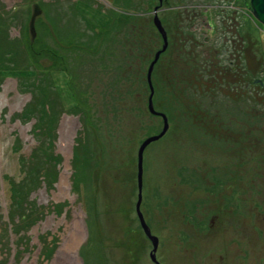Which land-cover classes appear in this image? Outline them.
<instances>
[{
    "label": "rangeland",
    "instance_id": "obj_1",
    "mask_svg": "<svg viewBox=\"0 0 264 264\" xmlns=\"http://www.w3.org/2000/svg\"><path fill=\"white\" fill-rule=\"evenodd\" d=\"M114 1L0 0V11L11 23H8L7 38L9 45L4 42L0 48V58L6 62L0 63H3L5 68L15 69L18 67L25 72H29L28 68H31L32 56L26 50V45L30 42L26 43V40L29 38V22L35 4H38L41 9L40 14L34 20L36 34L38 31L40 36L44 37L47 31L50 32L49 34L54 32L58 41L63 42L64 45L76 42L74 46H82V48H76L78 50L76 55L78 57H90L88 60L93 65L96 63V58H103V69L97 65L98 72L93 73L88 67L89 72L86 70L88 77L78 82L84 90L82 100L90 106L91 112L88 121L91 120L93 126L99 127L90 128L93 152L91 159L94 163L90 166L93 169L92 172L86 171V176L82 178L84 179L82 182L84 186L80 201L77 200V196L72 190L71 160L74 147L78 145L79 132L83 127L81 120L83 116L80 117L71 111L75 101L68 92L66 73L57 70L50 71L51 82L58 96V104L55 103L52 106L53 109L51 110L54 114L51 117L47 115V120L51 118V121L56 122L57 129H55L54 134L48 132L43 142L44 147L48 150V146L53 140L52 149L46 157L52 161L53 155L59 158L58 178L52 188L48 189L42 183L29 193V206L35 207L38 212L37 223L26 233L29 241L26 242L25 249L21 253H17L15 245V241L19 242L17 236L10 231L4 233V229L7 230L6 226H8L7 208L10 204V195L7 181L3 178L7 176L11 179L12 177L16 179L14 180L16 183L19 180L22 181L24 174L20 172L19 157L24 155V160L31 158L32 149L37 144L33 135L34 126L37 121H40L42 115L33 111L28 117H19V114L31 100V93L23 91L22 84L24 82L21 78L18 79L13 74H0L4 76L3 79L0 78V232L3 234V237H0V264H61L62 254L66 251L67 244L75 245L70 253L73 257L71 264H152L148 256L151 244L139 228L135 212L138 192L137 153L141 142L160 131L163 123L162 120L158 119L159 116L151 115L147 111V95L144 89H142V96L139 95L127 104L122 101L120 117L112 119L114 114H109L108 103H106L109 98L107 94L106 98L103 92L107 82L106 72L108 71H105L104 67L111 66L110 60L115 62L118 59L120 53L114 47L119 40L121 41L120 46L124 43V30L122 29L118 33L114 31L110 35L102 37L101 42H99L95 41L94 34L89 30L92 24L85 22V20H92L100 27L106 26L110 21L109 9H118V7L113 6ZM154 4V0H150L149 3L143 2V0H135V6L138 5L140 8L137 14L142 16V19L137 23V29L144 38L145 34L146 36L149 34L146 33L143 26L148 28L151 38H153L156 30L154 25L152 27L153 15L151 11ZM72 6H75L76 9H72ZM166 7L167 4L164 3L162 8L166 9ZM118 10L122 11L123 9L119 8ZM183 14V11H176V9L172 11L163 10L159 13V17H165L163 22L167 29L174 24L173 22L177 20V17L183 18ZM229 21L231 20L227 22ZM198 23L200 24V21ZM233 23L235 22L233 21ZM253 24L255 25L254 28H257V22ZM54 27L57 28V31H54ZM26 29L28 33H25ZM72 30L73 32H71ZM59 34L66 36L59 37ZM71 34L79 35V39L77 41L68 40L71 39ZM85 34L90 36L91 48L83 45L87 44ZM221 34L222 30L219 27L216 33L208 34L210 39L204 45L195 43V46L193 44L189 46L190 51L197 53V58L208 57L212 63L219 61L215 57L221 60L225 58L229 64V67L223 69L221 73L224 77L212 72L206 81L207 86L204 87H211L210 90H213L210 94L207 92L204 99L200 96V90L196 92L193 85L197 81L191 77L192 74L187 73L188 67L183 68L187 73V78L183 84L173 78V69L176 68L175 64H177L178 57L177 48L174 49L177 55L174 56L171 49L170 53L162 58V62L155 71V76H153L155 89L153 106L154 109L167 116L169 128L160 139L151 142L143 152L141 175L143 185L140 211L144 221L146 217L148 219L149 215H152L148 207L155 204L150 196L152 193L150 190L151 174L175 165L177 151L182 150L181 143L185 138V127L190 123H198V119H203V112H206L205 117H210L209 108H211L212 103L216 106L218 117L226 119V122H228L227 119L235 118L238 124L235 132L236 138L233 136L232 142L228 139L229 143L222 142V145H217L219 149L212 148L213 154H218L219 150L232 146L230 154L233 156L244 154L246 151H252L255 158L260 153L264 155V95L255 94L254 86L252 87V84L249 83L252 78L264 81L263 39L258 32L255 33L253 30L251 33L253 41L251 40L252 37L250 39L252 51L245 50L244 57H241L238 49L244 44L246 45L245 34H241L240 37L236 35L234 30L231 32V36L227 34L230 49L226 48L225 37H221ZM255 36H258L256 45ZM53 38H43V44L40 46H49L59 55L63 54L59 50L60 44L55 42ZM216 38H220V40L214 42ZM24 44L26 45L24 46ZM257 44L260 47L259 51L256 48ZM94 46H98L101 50L95 51ZM141 47L142 52L139 56L145 57V59L151 57L152 51L145 52L148 47L143 45ZM8 48L14 53L17 52L16 57H12L14 53H10L11 57H6ZM216 49L219 52H216ZM90 50L95 51V53L92 54ZM113 53L115 57H113ZM68 54L73 53L69 52ZM231 56L237 66L233 65L232 60L227 58ZM235 57L239 59L236 60ZM44 60L46 59L43 58L42 64H48ZM223 61L225 64V60ZM165 63H170V66L165 67ZM197 65L198 70H201V63L199 62ZM146 68V64H144L143 69ZM124 69L123 67V70L119 72L121 78H124ZM165 78H170V83L173 86L166 85L163 82ZM218 78L223 79L218 81ZM212 82H222V85L214 86L211 84ZM250 84L254 93L252 101L246 96ZM39 87L44 88L40 84ZM198 87L200 86L198 85ZM123 88L124 84H121L120 89ZM181 91L183 93H180ZM121 95L124 94L121 93ZM49 96L54 98L53 90H49ZM170 96L174 98L176 96L178 101H173L169 98ZM202 102H204L205 109H201ZM45 104H47L46 101ZM104 109L106 114H104ZM92 112L95 119H91ZM249 120L254 121L253 131L250 133L246 126V122ZM44 124L47 126L46 123ZM111 124H115V127L112 125L110 129L109 125ZM46 126L45 130L47 129ZM196 127L197 129L200 128ZM221 132L223 135L225 134L224 131ZM80 143L82 144V141ZM53 149L54 151H52ZM185 151L189 152L190 149L186 146ZM178 156L180 157V154ZM254 165L264 169V162L254 163ZM254 181L264 182V174H255ZM155 182L159 183L158 180ZM14 187L16 188L17 185ZM253 204L257 206L255 207L257 209L264 208L262 206L264 201L260 197H255ZM241 210L242 213H245L247 207L241 208ZM156 219L154 213L151 221L156 222ZM90 220L92 222L91 227H89ZM90 229H93L94 240L100 245L99 251L94 253L91 252L92 245L82 251L80 250L87 242L88 230ZM155 229L153 231L159 230L162 231L161 233L166 230L160 227H155ZM22 233L21 235H23ZM53 238L56 239V248L50 256L45 258L42 247L46 242H51ZM262 260L261 258L257 263L262 264Z\"/></svg>",
    "mask_w": 264,
    "mask_h": 264
},
{
    "label": "flooded vegetation",
    "instance_id": "obj_2",
    "mask_svg": "<svg viewBox=\"0 0 264 264\" xmlns=\"http://www.w3.org/2000/svg\"><path fill=\"white\" fill-rule=\"evenodd\" d=\"M154 2L152 15L155 8L158 17L163 10L183 9L187 25L192 31H198L204 39L209 41L208 34L216 33L219 27L222 30L221 37L225 39L234 30L236 35L241 37V34H245L247 38L246 45L238 49L240 56L244 57L245 50L252 51L253 17L250 0ZM164 3L167 4L166 9L162 8ZM249 88L246 96L252 101L251 84ZM210 89L204 86L198 89L202 99L213 90ZM210 107V117H205L206 112H203V119L185 127L182 150L177 151L175 165L151 174L150 196L155 204L148 209L152 215L155 213L157 223L151 221L152 215H149L150 220L146 217L145 222L150 233L157 238L156 261H152V264H258L261 258L264 264V208L257 209L253 204L255 197L264 201V182L254 181L255 174H264L261 166L254 165L264 162V155L260 153L256 159L252 151H246L233 156L230 154L232 146L213 154L212 148L219 149L217 145L229 143L228 139L233 141L238 124L235 118L227 119L226 122V119L218 117L213 103ZM202 108L205 109L204 102ZM246 126L250 133L254 121H247ZM186 146L189 152L185 151ZM253 165L258 172L254 171ZM157 180L159 183L155 182ZM244 207L247 210L242 213L241 208ZM138 224L140 226L139 221ZM155 227L166 230L163 233L153 231ZM139 228L142 230L141 226ZM148 241L151 249L152 243Z\"/></svg>",
    "mask_w": 264,
    "mask_h": 264
},
{
    "label": "trees",
    "instance_id": "obj_3",
    "mask_svg": "<svg viewBox=\"0 0 264 264\" xmlns=\"http://www.w3.org/2000/svg\"><path fill=\"white\" fill-rule=\"evenodd\" d=\"M88 2L90 4V1ZM143 2L149 3L150 0H143ZM113 6L118 7V9L122 8L123 9L122 11L124 12L118 10L117 8H116L117 10L115 8L109 9L108 14L110 16V21L106 26L100 27L92 20H87V21L85 20L86 23L92 24V26L90 25L89 30L94 34L95 41L101 42L102 37L104 36L106 37L107 35H110L114 31L118 33V31H121L122 29L124 30V37H125L124 43L120 46L121 41L119 40L116 46L114 47L117 52L119 50L120 55L118 59L115 60V62H112L110 60L111 66L104 67V70L105 71L108 70V71L106 72L107 82L105 84V90L103 92L105 94L104 96L106 97L107 94L109 98L108 102L106 103H108L107 108L109 109V114L111 113L114 114V117L112 119L120 117V111L122 108L121 102L123 101L124 104H127L129 101L131 102L133 99H136L139 95L142 96V92H143L142 89H144L147 95L146 96V108H147V97L149 95V89L146 80L147 68L144 70L143 66L144 64H146V67H148L150 61L154 57V54L162 47L163 44L161 35L159 34L156 28L153 38H151L150 33L147 30L148 28L146 26H143V29L149 35L146 36L145 34V38H144L138 33L137 23L142 19V16L141 14H137L140 8L138 5L135 6V0H115ZM72 9H76V7L72 6ZM176 11L184 12L183 9H176ZM228 16L232 17L231 13H228ZM8 23L11 24L9 19L5 17L4 14L1 13L0 11V48H2L4 42H6L9 45V41H8L9 39L7 38L9 31ZM173 23L174 24H172V26L170 28L168 27L167 29L166 26H164V22L162 23L168 35L167 36L168 45L166 50L160 54L159 59L154 66V69L151 74L152 85L154 86L153 76H155V71L162 62L161 61L162 58L165 57L168 53H170L171 49L174 56H176L177 54H175V50H174L176 48L178 50V57H177V64H175L176 68L173 69V74H174L173 78L178 80L181 84L185 82V79L187 78V73L190 75L192 74L191 77H193L197 81V83L193 86L196 92H198L199 88L203 86H207L206 81L212 75V72L219 74L221 77H224V75L221 73L223 69L229 67L227 59L225 58L223 59L226 62L225 64H223L224 61L219 59L218 57H215L216 59L219 60L218 62H214L212 60L214 63H212L208 57H202V59L197 58V53L196 52L193 53V51H190L189 46L191 44L195 46V43L204 45L205 43L208 42V40L204 39L201 35H199L198 31L191 30V28L187 25V20L184 14H183V18L177 17V20L174 21ZM153 25L154 24H152V27ZM55 30L57 31L56 27H54V31ZM73 30L71 32H73ZM253 30L255 33L257 32V29L254 28V26H253ZM25 33H28L27 29L25 30ZM49 33L50 32L47 31L46 36L42 37L40 36V33H38L37 31V34L33 39V41L32 40L30 41V39L26 40V43L28 42L30 43L27 45L24 44V46L26 45L27 53L29 52L30 56H32L31 58L33 61L31 68H28L29 72L22 71L18 69V67H15V69H8L5 68V66H3L4 65L3 63H0V74L2 75L13 74L16 75L18 79L21 78L24 82L22 84L23 91L31 93V100L26 105L25 109L21 112V114H19V117L22 118L28 117V115H30L33 111H36V114L39 113V115H42L40 121H37V124L34 126L33 135L35 137V140L37 141V144L32 149V152L30 154L31 158H29V160H24L25 159V157H23L24 155H20L19 157L20 172L24 174L22 181L19 180L17 181L18 183H16L14 182V180L16 179L12 177L11 179L7 176L3 178V180L5 179L7 181L9 187V195H10L9 196L10 204L9 205L7 204L8 226H6V228L7 231H10V233L17 236V240L19 241L17 242V244H19V246L23 250L25 249L24 247L26 245V242L29 241L26 233L34 224L37 223L36 218L38 215L36 208L35 207L32 208L31 206H29L30 203V201L28 200L29 193L30 191H32L42 183H44L48 189L52 188L58 178L57 166L59 164L58 163L59 158L53 155V161H52L46 157L48 156L50 150L52 149L53 140H51L52 143L49 144L48 150H46V147H44V142H43L48 132H50V134L55 133V129L57 126L56 122L51 121V118L47 120V115H50L51 117V115L54 114L52 113L51 110L53 109L52 106H54L55 103L58 104V96L54 91V87L51 82V72H50L51 70L64 71L66 73L68 92L71 94V96L75 101L74 108H72L71 111L75 112L80 117L83 116L81 117V120L83 122V127L82 130L79 132L78 135L79 138L77 141L78 145L74 147L73 157L71 160V165L73 170L71 176L72 190L73 193L77 196L78 201H80V195L81 193H83L82 190L84 184H82V182L84 179L82 178L86 176L87 172L91 173L93 170L92 168H90V166L94 163V161L91 159L93 152H92V146L90 140L91 139L90 128L91 127L99 128L98 126H93L91 120L88 121L91 112L90 106H88L82 100V95L84 90L82 89V87L79 86L78 82L81 79L88 77L86 74V70L88 71V67L90 72L97 73L98 72L97 69L102 68L103 58L102 57L96 58L95 59L96 63L95 65H93L92 62L88 60L90 59V57H78L76 55L78 52L76 48H82V46H74L76 42H74L73 44L68 43L64 45L63 42L58 41V39L54 35V32L52 34ZM71 35H72L71 39L68 40L77 41L79 39V35L77 34H71ZM58 36L65 37L66 35L59 34ZM84 36L87 37L86 42L89 46L87 44H83V45L91 48L90 47L91 39L89 34H85ZM45 37H50V38L54 37L53 40L55 42L57 41L58 44H60L59 50L63 54L59 55L53 49L49 48V46H40L43 44V38ZM256 38L255 40L257 42H255V45L256 43H258V36ZM217 40H220V38ZM252 41H253V36H252ZM214 42H216V40ZM142 45L144 47H148L147 50H145V52L152 51L151 57L145 59V57L139 56L142 52V47H141ZM225 46L227 49H230L229 39L227 38L225 39ZM94 48L95 51L97 49L98 51L101 50L98 46H94ZM256 48L259 51L260 47L258 46V44ZM7 50L8 51L6 53V57H11V54L14 52L9 50V48ZM90 51L92 54L95 53V51L92 50ZM69 52H72L73 54H68ZM216 52H219V50L216 49ZM16 55L17 52H15L12 57H16ZM113 57H115L114 53H113ZM43 58L46 59L44 61H46L48 64L45 65L42 64ZM227 58L230 61L232 60V57H227ZM235 59L238 60L239 58L235 57ZM0 62H4V61L0 58ZM199 62L201 63V70H198L199 67L197 63ZM232 64L237 66V64H234L233 60H232ZM97 65L99 68L97 67ZM168 66H170V63H165V67ZM123 67L125 68L124 69L125 75L124 78H121L119 76V72L123 70ZM185 67H188L187 73L183 69ZM2 75H0L1 79L4 78V76ZM219 79L221 80L223 78H218V81ZM163 82H165L166 85H170V87L173 86L170 83V78L168 79L165 78ZM39 84L44 88H40ZM121 84H124V88L122 90L120 89ZM211 84H213L214 86L217 85L221 86L222 82H216V83L212 82ZM251 84L252 87L254 86V89L256 91L255 94L264 95V81L257 80V82H255V80L252 78ZM198 85L200 87H198ZM49 90H53V94H54L53 99L51 96H49ZM121 93L124 95H121ZM169 93L173 94L171 91H169ZM180 93L183 92L181 91ZM154 95H155V89L153 93V103H154ZM169 98L172 99L173 101H178L177 100L178 98L176 96L175 98L173 96H170ZM45 101L47 104H45ZM104 114H106L105 109H104ZM91 119H95L93 116V112L91 114ZM158 119L161 120L160 118ZM44 123H46L47 126ZM112 125L115 127V124H111L109 125L110 129ZM45 126L47 128L46 130H45ZM81 141L82 144L80 143ZM52 151H54V149ZM85 151L89 154L87 159L85 157ZM14 185H17V187L15 188ZM91 226H92V222L90 220L89 227ZM21 233L23 235H21ZM22 236L24 237V239ZM0 237L2 238L3 234L0 233ZM55 243H56V239L53 238L51 242H46L43 245L42 252L45 258L52 254V252L56 248ZM89 245H92V251H91L92 253H94L95 251H99L100 249V245H98L94 240L93 229L88 230L87 242L85 243L84 246L80 248V250L82 251L83 249L88 248Z\"/></svg>",
    "mask_w": 264,
    "mask_h": 264
},
{
    "label": "water",
    "instance_id": "obj_4",
    "mask_svg": "<svg viewBox=\"0 0 264 264\" xmlns=\"http://www.w3.org/2000/svg\"><path fill=\"white\" fill-rule=\"evenodd\" d=\"M161 2V0H160ZM251 2V7H252V16L253 18L259 22L260 24L264 25V0H250ZM41 12V9L39 7L38 4H35L33 7V12L32 15L30 17V22H29V32L34 35L35 30H34V20L36 18V16H38ZM153 24L156 27L157 31L159 32V34L161 35L163 44L162 47L154 54V57L152 58V60L150 61L148 67H147V71H146V80H147V84H148V89H149V95L147 97V109L149 111L150 114L152 115H158L162 118V128L160 130V133L156 134V135H152L149 136L147 138L144 139V141L140 144V147L138 149V153H137V166H138V173H137V199L135 202V212H136V217L140 223V226L142 228V231L144 233V235L151 241L152 243V251L149 253L151 259H154V254L152 252L155 251L156 246H157V238L153 235H151L150 230L147 226V224L145 223L144 219H143V215L140 211V204L142 201V180H141V175H142V162H143V152L145 150V147L147 145H149L151 142L156 141L158 139H160L167 131L168 129V121H167V117L164 113H160L158 111H156L154 109L153 106V93H154V88L152 85V80H151V74L152 71L154 69L155 64L157 63L159 56L162 52H164L167 48L168 45V41H167V35L166 32L160 22L159 17L157 16V13H155L154 17H153ZM255 82H257V80H255Z\"/></svg>",
    "mask_w": 264,
    "mask_h": 264
},
{
    "label": "bare ground",
    "instance_id": "obj_5",
    "mask_svg": "<svg viewBox=\"0 0 264 264\" xmlns=\"http://www.w3.org/2000/svg\"><path fill=\"white\" fill-rule=\"evenodd\" d=\"M155 13H158V10H157V8H155L154 10H153V17H154V15H155ZM158 16V15H157ZM164 20H165V17L163 18ZM160 22L161 23H163L162 22V20H160ZM35 36H36V33H34V35H32L30 32H29V38L28 39H30V41L32 40L33 41V39L35 38ZM70 77V76H69ZM168 121V120H167ZM168 128H169V122H168ZM57 129V128H56ZM168 130V129H167ZM167 132V131H166ZM158 133H160V131H158V132H156V133H154V135H156V134H158ZM144 141V140H143ZM142 141V142H143ZM141 142V143H142ZM148 146V145H147ZM146 146V147H147ZM145 147V148H146ZM88 153L85 151V157H86V159L88 158ZM72 157H73V155H72ZM72 166V165H71ZM7 222H8V219H7ZM8 224V223H7ZM5 232H8L7 230H5L4 229V233ZM1 233V232H0ZM2 234V233H1ZM15 245H16V249H17V253H21L22 252V248L19 246V244H17V242H15ZM73 246H75V245H73V244H67L66 245V251L62 254V260H61V264H71L72 263V259H73V257L71 256V250L73 249ZM157 248V247H156ZM152 249H153V247L150 249V252L152 251ZM149 252V253H150ZM153 254H155L156 253V249H155V251L154 252H152ZM149 256V259H150V261L152 262V261H156L155 260V255L153 256L154 257V259L152 260L151 259V257H150V255H148Z\"/></svg>",
    "mask_w": 264,
    "mask_h": 264
},
{
    "label": "built area",
    "instance_id": "obj_6",
    "mask_svg": "<svg viewBox=\"0 0 264 264\" xmlns=\"http://www.w3.org/2000/svg\"><path fill=\"white\" fill-rule=\"evenodd\" d=\"M262 39L264 41V28L262 29Z\"/></svg>",
    "mask_w": 264,
    "mask_h": 264
}]
</instances>
